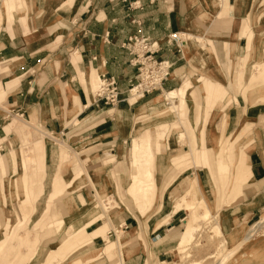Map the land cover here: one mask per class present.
Returning <instances> with one entry per match:
<instances>
[{
	"label": "crops",
	"instance_id": "0c3cea01",
	"mask_svg": "<svg viewBox=\"0 0 264 264\" xmlns=\"http://www.w3.org/2000/svg\"><path fill=\"white\" fill-rule=\"evenodd\" d=\"M263 18L264 0H0V154L3 156L0 162L4 167V175L0 171V179H18L22 176L19 160L13 159L10 151L15 129L13 119L27 120L28 123L21 121L15 130V136L23 134L26 138L30 133L25 131V125L29 123L38 124L47 132L55 131L61 135H65V129L71 126V132L77 131L79 145L87 143V140L89 143L78 149L79 162H82L84 168L86 158H91L92 154L93 157L102 159L107 152L115 150L122 135L118 134L120 125L111 114L114 110L128 111L134 104L129 102L133 98H127V91L137 78V69L130 64V56L122 47L131 34L142 32L152 41L158 42L162 48L160 56L174 62L175 51L168 46L166 39L180 28L189 27L212 40L213 46L206 44L203 49L210 52L214 69H229L233 67L232 45L237 47L239 60H245L246 55L251 56L252 52L264 49V46L259 47L257 43L259 37H264L260 35L264 29L254 33L255 25L261 24ZM197 50L196 48L195 52ZM253 61L249 59L243 65V80L247 79L248 68ZM184 66L183 64L174 71L181 70ZM103 74L115 76L124 93L125 99L115 108L96 103L92 95L93 80ZM87 76L90 77L88 87ZM256 76L253 73L249 81H245V85L254 84ZM177 79L179 75H171L161 89L173 87L174 80ZM214 82L222 83L219 79L207 80L204 87L208 88ZM219 87L224 88V85ZM206 91L208 96L220 94L217 90ZM194 93L191 84L185 93V104L191 114L197 109L200 111V104L196 102ZM148 95L150 94L138 97L137 102ZM161 98L162 96L157 95L137 107L136 120L140 121L139 115L143 109L146 117L147 114L155 116L157 102ZM235 98L237 103L233 106H223L228 112L224 126L225 138L232 141L227 151L228 158L223 160L227 163L223 166L226 170L215 173L205 154V165H197L205 175L201 169L182 172L185 170L183 169L175 171L174 175L166 172L164 174L167 177L162 174L157 186L154 180L157 195L161 197L150 209L153 213L146 219L127 214L106 219L103 218L106 214L103 211L101 216L96 215L87 223L77 220L75 225L84 227L76 230L73 235L68 234L64 240L62 232L68 227L64 226L61 230L56 227L55 234L40 242V256L35 258L34 264L45 254L48 259L43 264H117V261L114 262L116 257H119L121 264H153L156 261L163 264L172 261L177 244L180 243L177 229L193 217L194 208L196 212L203 209V212L211 215L213 195L218 197L217 193L221 189L219 181L229 174L232 179L226 188L230 190V197L219 209L221 217L218 227L224 235L235 232L239 236L242 229L264 213V111L261 109L262 104H244L242 94H237ZM59 113L62 118H69L71 114L73 116L62 125L57 117ZM74 117L78 123L73 121L69 124ZM91 119L100 120L85 126ZM200 119L193 117L186 124L195 127L200 124ZM43 135L40 130L38 135L32 134L30 153L35 163V174L28 176L29 183L33 182V177L37 176L39 179L33 195L38 203L37 225L49 215L56 198L70 194L65 186L71 183V179L65 180L67 173L61 178L57 176L55 168L59 165V157L54 154L51 142L44 140ZM210 144L213 145L214 142L210 143L206 134L200 147L193 141L184 152L192 153V148L204 149L205 146L206 153ZM86 149H92L91 155L86 154ZM6 151L9 152V159L5 157ZM131 152L132 149H129L130 159ZM174 158H177L176 165ZM195 160L197 162L196 157ZM170 161L174 166H179V162H182L176 153L166 163L169 165ZM96 162L100 163L99 160ZM99 167L100 165H96L92 171L86 170V178L90 180L100 170ZM79 171H82V167ZM192 178L195 187L184 203L195 205H191L192 208L189 209L184 208V204L185 206L175 211V199L178 200L184 194L186 184ZM198 191L201 195H198ZM72 194L64 197L58 207L61 213L65 209V218L70 216L68 206H72L73 201L80 206L79 195L84 194V191L78 189ZM41 195L45 199L38 201ZM75 196H78L79 203L74 199ZM195 196L198 198L197 203L191 201L195 200ZM71 210L75 212L74 208ZM82 211L80 207L76 210L78 214ZM40 218L42 219L39 220ZM1 220L3 228H6V219ZM20 227L21 224L12 228L9 235H1L0 257L12 248L13 239L17 237ZM123 233L127 234L123 236ZM162 238L163 240H159ZM24 243L29 246V242ZM259 245L260 243L252 246L251 251L261 250ZM87 247L89 251L79 252ZM16 256L19 258L21 255ZM25 256L30 260L33 257L28 253ZM258 258L259 261L254 264H260L262 257ZM15 261L12 259L11 263L14 264ZM31 263L30 261L28 264Z\"/></svg>",
	"mask_w": 264,
	"mask_h": 264
},
{
	"label": "rangeland",
	"instance_id": "374dc122",
	"mask_svg": "<svg viewBox=\"0 0 264 264\" xmlns=\"http://www.w3.org/2000/svg\"><path fill=\"white\" fill-rule=\"evenodd\" d=\"M261 22V24L255 25L254 33L260 31V29H264V18ZM194 26H196V24H194ZM173 34H178L180 40H177V42L172 40L170 44H168ZM173 34L166 39V43L175 51V59L174 62H172V77L179 75V79L174 80L175 83L173 87L160 88L150 93L147 97H142V100L138 99V102L135 98L131 99L129 102L134 104L128 111L119 112L114 110L111 115L117 119L120 125L118 134L122 135V139L115 150L107 152L102 159L93 157V154L91 155L92 149H86V154H90L92 157L86 158L84 168L82 162H79L78 149L84 148L87 144L89 145V143L87 140L85 141L87 143L79 145L77 142V131L71 132L73 129L71 126L65 129V135H61L55 131L47 132L38 124L29 123L25 125V131L30 133L28 138H26L23 134L15 136V130L17 125L21 124L23 121L27 122V120L13 119L15 129L13 131L14 137L11 139L10 143V151L12 158L19 160V169L22 171V176L18 179H0V237L1 235L2 237L3 235H9L11 229L16 228L19 224H21V227L17 233V237L13 239L12 248L8 250L9 252H5L4 255L0 257V264H4V262L5 264H10L12 259L13 261L16 260L14 264H28L30 261L32 262L31 264H34L35 258L40 256V242L44 238L56 233L54 228L58 226V224L56 225L57 221L62 220V225L68 227L62 232V240H64L68 234L73 235L76 230H80L84 227H77L75 225L78 222L77 220L81 219V221L87 223L94 216L99 214V216H101L103 211L106 213H103V218L106 219H111L113 216H118L119 214H124L123 216H125V214L128 216H141L143 219H146L145 217L153 213L150 209L155 206L160 197V195H157V191L154 187V180L157 186L159 181H161L162 174L167 172L168 175H174L175 171L183 169L185 170L182 172H192L201 169L202 173L205 175L202 168L197 166L198 164L200 166L205 165V154H207V160L215 173L226 170L223 166H225V164L227 165V163H224V161L228 158L226 157L228 155L227 151L232 141L229 138H225L224 126L226 124L228 112L224 110L223 106L229 104L233 106L237 103L235 96L237 94H242L244 96V104L247 102L262 104L261 109L264 111V49L258 52H252L251 56L246 55L245 60H239V56L237 57V47L232 45L234 51L232 52L234 57L233 67L231 66L229 69L225 67H222V69L220 67H215L214 69L210 52L203 49L206 44L213 46L211 39H207L204 34L200 35L194 32L189 27L180 28L179 31ZM260 35H264V30ZM253 36L254 34L252 37ZM257 43L259 47L264 46V37H259ZM196 48L198 49L197 52H195ZM254 56H256V58H254ZM249 59L254 61L252 66L248 68V73L246 75L247 79L243 80V65ZM239 61H241V63H239ZM183 64L185 66L182 67L181 70L174 71L175 68ZM253 73L257 75L254 84L246 86L245 81H249L248 79ZM89 79L90 77L87 76V87L89 86ZM218 79L222 83L219 84L214 82V84H212L214 86L209 85L208 88L204 87L207 80L215 81ZM184 81L186 82L184 83ZM190 82L192 84V90L195 92V100L200 104V111L197 109L193 114L189 113L187 105L185 104V93L186 89L191 86ZM98 83L99 77L97 76V78L93 80L91 88L93 97ZM221 84L224 85V88L219 87ZM174 88H176V90H171ZM206 89L214 90V92H216V90L220 91V94L219 96L217 94L208 96L209 93ZM88 90L90 89L88 88ZM168 90L176 92L177 99L174 103L167 100V93L170 92H167ZM123 95L121 96L122 100L125 99ZM157 95L162 96V98L157 102L158 110L155 116L147 114L146 117V111L143 109L140 111V121L138 122L136 120V108ZM249 96L251 97L249 98ZM1 101L2 99L0 98V102ZM210 102L214 106H212ZM243 102L241 100V103ZM72 116L73 114L68 117L70 118ZM57 117L61 120L60 122L62 125L65 120L69 119L67 117L62 118L63 116L61 117L60 113L57 114ZM193 117H196V119L200 117V124L195 127L191 125L188 126L186 123ZM96 120L100 119H91L89 122H86L87 124H85V126L92 125ZM73 121L78 123L76 117H74L69 124H72ZM184 123L186 125H184ZM34 127L38 130L34 129ZM39 130L44 133V140H49L51 142L54 154L57 158L59 157V165L55 168V170H57V176L61 178L62 175L67 173L68 177H66L65 180L69 181L71 179V183L65 186L66 190H70V194H66V196L71 195L73 191L77 192L78 189H82L84 194L79 195L80 203L78 196L74 197L80 206H77V203L73 201L72 206H68V213L70 214L68 218L64 217V215H66L65 209L62 213L58 210V207L62 203V199L66 196L56 198L55 204L51 205L49 215L41 224L37 225V220L39 218L36 214L38 203L37 200L33 198V195L36 193L37 181L39 179L35 175L36 177H33V182L30 181L29 183L28 176L32 177V175L35 174L33 172L35 163L32 161L30 146L32 134L38 135ZM206 134L210 143L214 142L213 145L210 144L208 146L209 149L206 150V153L205 146L204 149L192 148L194 153H191V151L184 152L193 141L200 147ZM134 137L136 138L132 141ZM218 137L220 140H218ZM136 142L140 144L141 148L140 150L137 149L135 153L133 147ZM128 148L130 150L132 149L131 159L128 157ZM175 153L178 154L179 161L182 162H179V166H174L177 164V158H174V165H172L171 161L168 165L166 160H169ZM80 155L82 156V152ZM5 157L9 159L10 156L8 151H6ZM0 158L3 159L1 154ZM97 160H99L100 163H97ZM96 165H100V170H98L90 180L87 179L86 170L89 169V171H92ZM80 167H82V171H79ZM0 171H2L4 175V167L1 166V162ZM165 176L167 177V175ZM231 179V174L225 176L223 180L220 179L219 185L221 189L217 193L218 197H214L213 195L211 215L209 214L210 216L208 215L206 217L205 214L203 215V212L201 213L199 210L201 217L198 215L200 221L198 220V227H195L196 230L194 231L193 238L190 237L192 239L187 240L188 242L186 241L184 244H177L174 259L172 261H166L163 264H254L259 261V256L262 257V259H260V264H264V222L249 240H244L253 225L261 221V219H264V213L260 217L252 220L250 225L245 227L246 229H242L239 236H236L237 233L235 234V232L231 235H224L218 227L221 217V210L219 209L223 203H227L226 201L230 197V190L227 188L228 182ZM150 184L153 187L151 190L152 192L148 189V194L145 195L146 198L142 199V192L139 191L149 187ZM186 185L190 188L186 186V190L189 189L187 191L191 194L195 187L194 179H189ZM133 189L139 192L138 197H141L140 201L138 200L139 202L134 201L133 195L130 192V190ZM13 191L15 192L13 193ZM28 194H30V197ZM198 195H201L199 191ZM41 196L38 198V201H40V199H42V201L45 199V196ZM209 198L211 197L209 196ZM149 199L151 200L149 201ZM194 199L197 200L198 198L195 196ZM134 202L135 205L138 203L137 206H147L146 208L148 209H142L143 214L147 213L145 216L141 215L142 210L135 208ZM78 207L83 209L82 213L79 212L78 214L76 212ZM71 208H74L75 212L71 210ZM149 210L151 212L148 213ZM1 219H6L8 224L6 228H3L1 224L3 220ZM41 219L42 218L39 220ZM180 229L181 227L177 230L180 231ZM126 234L127 233H123V236ZM108 239L112 240L111 238ZM22 241L29 242V246ZM259 243L261 250L257 248L258 250L251 251V247ZM84 251H89V248H84L79 252L81 253ZM27 253L33 255L31 260L28 256L24 257ZM255 253H257L256 256L253 255ZM16 254L21 256L17 258ZM47 259L48 256L45 254L37 264H43ZM115 261H117V264H121L119 257H116L114 259V262ZM153 264H161V262L156 261Z\"/></svg>",
	"mask_w": 264,
	"mask_h": 264
},
{
	"label": "built area",
	"instance_id": "2783aa9c",
	"mask_svg": "<svg viewBox=\"0 0 264 264\" xmlns=\"http://www.w3.org/2000/svg\"><path fill=\"white\" fill-rule=\"evenodd\" d=\"M172 40L177 42L180 37L178 34H173L168 44ZM122 47L130 56V64L137 69V78L130 84L127 98L137 99L159 90L171 77L173 63L161 57V45L142 32L131 34ZM123 94L115 76L107 74L100 76L99 88L94 94L96 103L115 108L122 101Z\"/></svg>",
	"mask_w": 264,
	"mask_h": 264
},
{
	"label": "bare ground",
	"instance_id": "6f19581e",
	"mask_svg": "<svg viewBox=\"0 0 264 264\" xmlns=\"http://www.w3.org/2000/svg\"><path fill=\"white\" fill-rule=\"evenodd\" d=\"M99 84H100V77H99V83H98V86H97V88H96V90H95V92L97 91V89L99 88ZM176 99H177V95H176V92L175 91H170L169 93H167V100H169V101H171L172 103H174L175 101H176ZM161 112H162V110H161ZM140 144L139 143H134V147H133V151L135 152L137 149L138 150H140ZM136 153V152H135ZM166 184H168V183H166ZM169 184H170V182H169ZM168 184V185H169ZM167 185V186H168ZM166 186V185H165ZM164 186V187H165ZM187 186V185H186ZM188 187V186H187ZM152 185L150 184L149 185V187H147V188H144L142 191H139V192H142V199L143 198H146V196L145 195H147L148 194V189L151 191L152 190ZM189 188V187H188ZM190 189V188H189ZM189 189H187V190H189ZM185 191V192H183L184 194H182V196L177 200V199H175L176 201H175V208H174V210L176 211V210H178L179 208H181V207H183V206H185L186 204L184 203V202H186V200H188V196L189 195H191L192 194V192H191V194L189 193V191ZM146 191V192H145ZM130 192H131V194L133 195V198H134V201L135 202H139L140 201V199H141V197L139 198L138 196H139V192H136L135 191V189H133V190H130ZM152 192V191H151ZM177 192V191H176ZM154 193V192H153ZM176 194V193H175ZM161 197V196H160ZM159 197V198H160ZM158 198V199H159ZM176 198V197H175ZM191 199V198H190ZM139 200V201H138ZM151 199H149V201H150ZM191 201H193V203L196 201V200H191ZM135 202H134V206H135V208H139L140 210H142V209H148V208H146L147 206H143V207H141V206H137V204L138 203H136V205H135ZM148 203V202H147ZM146 203V204H147ZM150 203V202H149ZM155 203V202H154ZM201 203V202H200ZM144 204V203H143ZM185 204V205H184ZM202 204V203H201ZM140 205H142V204H140ZM148 205V204H147ZM192 204L190 203V205L188 204V205H186L184 208H192V206L193 205H195V203L191 206ZM153 206V205H152ZM200 206V205H199ZM199 206H197V207H199ZM153 208V207H152ZM151 208V209H152ZM204 208V207H203ZM196 208H194V211L195 212H193V217L192 218H190V219H188V220H186L185 222H184V224L182 225V227H181V229H180V231L179 230H177V232L179 233V234H177V235H179V241H180V243H183L184 244V242H186L187 240H189V239H192L193 238V235H194V231L196 230V226L197 225H199L198 224V222L200 221L199 220V217H198V215H200L203 211V209L202 210H200L201 211V213H199V210H197V212H196V210H195ZM207 211V210H206ZM199 213V214H198ZM195 214H197L196 215V219H195ZM203 215L205 214V216L207 217L208 215H209V213L208 212H203L202 213ZM141 215H143V210L141 211ZM170 216V215H169ZM210 216V215H209ZM200 217H201V215H200ZM202 218H203V216H202ZM199 220V221H198ZM163 221V220H162ZM264 222V219H261V221H258V222H256L254 225H253V227L250 229V231L248 232V234L245 236V239L244 240H249L251 237H252V235L256 232V230L257 229H259L260 227H261V225H262V223ZM163 223V222H162ZM63 224V222H62V220L58 223V226H57V229L58 230H61V229H64V226L62 225ZM264 224V223H263ZM198 227V226H197ZM263 227V226H262ZM175 228V227H174ZM218 228V227H217ZM219 230V229H218ZM168 231V230H167ZM116 232H117V230H116ZM218 232V231H217ZM167 237V236H166ZM190 237H192V238H190ZM165 238V237H164ZM168 240H169V238H167ZM159 240H163V238L162 239H159ZM164 242V241H163ZM162 242V243H163ZM188 242V241H187ZM182 245V244H181ZM238 248V247H237ZM236 248V249H237ZM264 251V250H263ZM234 252V251H233ZM232 253V252H231ZM231 253H230V255H231ZM259 253V252H258ZM256 254L257 253H255V254H253L254 256H256ZM251 255V254H250ZM252 256V255H251ZM225 259V258H224ZM219 264H221V263H219Z\"/></svg>",
	"mask_w": 264,
	"mask_h": 264
}]
</instances>
